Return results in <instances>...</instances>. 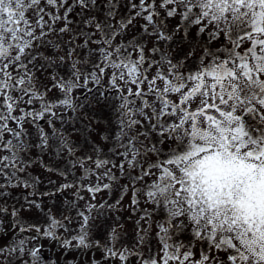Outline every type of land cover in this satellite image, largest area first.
Instances as JSON below:
<instances>
[{
	"label": "snow or ice",
	"instance_id": "1",
	"mask_svg": "<svg viewBox=\"0 0 264 264\" xmlns=\"http://www.w3.org/2000/svg\"><path fill=\"white\" fill-rule=\"evenodd\" d=\"M46 3L62 8L67 0H46ZM75 3L85 9L89 5H95L96 0H75ZM129 6L136 10L135 16L117 21L119 28L99 22L95 25L96 30L101 33V40L93 43L102 44L98 51L103 60L94 65L99 73L85 75L81 84V72L73 65L72 76L75 79L61 77L53 86L64 93V99L59 104L73 107L70 98L73 90L87 87L89 76L98 84L100 76L105 72L101 64L109 66L116 70L110 80L114 87H118L119 80L135 88L133 90V87H128L127 95L120 96L121 116L127 117V122L121 119L122 128L117 139L126 135L125 128L141 124L140 118H143L149 121L146 127L157 131L161 137L160 143L165 139L175 140V150L170 151L165 158L149 163L147 167L140 166L141 174L135 177L137 180L155 177L146 186V196L167 214V219L157 224L162 255L159 259L148 256L142 259V264H186L190 261L191 251L182 252V244L169 242L172 239V229L179 231L185 227L191 229L193 238L206 241L210 248L225 252L227 264H264V127L253 128L247 119L249 115L259 116L261 124L264 125V0H159V8L168 17L179 15L181 24L189 22L198 25L201 33L210 28V39L222 38L227 41L224 48L215 52L205 49V57L210 59L205 63L202 58L201 67L188 75L179 71L183 61L179 64L173 63L166 55H162L160 61H146L144 47L138 41L113 44L119 33L133 19L141 16L146 21L143 29L145 34L155 35L157 42L172 39L155 26V17L159 15L156 11V0H139L138 4L130 0ZM29 10L39 17L35 23L42 29L43 16L40 14L45 9L41 6V0H0V62L6 61L0 64V74L4 77L0 79V106L7 110L6 115L0 113V121H3L0 124V151L11 153V156L0 157V165H3L0 167V176L9 182L13 178L19 181L15 163L19 158L17 149L26 147L21 140V122L26 117L42 119L45 114L56 116L52 109L57 105L45 103L43 94L37 95L30 87L32 78L27 71L16 77L8 71L13 66L27 70L24 61L27 60L30 64L36 59L31 53L33 41L44 33L41 31L39 36L36 34L27 15ZM68 11L71 8L65 11L63 17L54 16L53 19L66 20ZM108 15L113 16L114 13L110 10ZM85 23L90 24L91 20ZM149 25L153 26L151 33L148 30ZM66 30L60 29L61 32ZM246 43L248 47H244ZM129 48L133 51H128ZM133 52L136 53L135 59ZM164 63L168 66L167 71L158 66L155 75L149 78L147 72L153 65ZM53 79L56 80L55 76ZM158 81L163 82L162 87ZM12 89H18L28 96L25 101L27 104H32L33 98L39 99L40 109L25 112L23 116H13L17 100L9 94ZM171 94H179L178 103L168 98ZM128 96L139 98L140 106L129 107L135 101L129 100ZM148 97L154 99L149 102ZM197 99L199 104L193 109L192 104ZM170 117L176 119L169 121L167 118ZM9 120L15 121L21 131L9 128ZM48 123L51 124L52 119ZM5 132L19 140L20 144H13L12 140L5 142ZM134 140L133 137L127 144H121L125 148L124 152L119 153L125 157L118 165L121 171L125 162L128 168L139 166L138 158L142 154L136 148ZM41 143L47 144V136L43 132ZM61 143L71 154L73 146L66 140ZM150 151L156 152L158 156L160 154L155 144ZM94 163L99 169L110 161L98 158ZM80 166L83 167V161ZM113 167L117 165L113 164ZM9 168L12 169L11 172H6L5 169ZM19 171H23V168H19ZM88 173L100 179V173L93 169H85L82 179H86ZM103 175L110 180L116 179L110 169ZM24 185L30 186L27 181H24ZM73 186L72 183L62 185L64 188ZM3 187L4 185H0V189ZM102 187L109 189L110 185L105 183ZM87 190L95 193L101 191V187L90 186ZM133 202L135 203V199ZM94 207L90 205L89 211ZM15 215L14 209L13 216ZM78 215L83 218L80 230L71 240L65 239L64 246H72V242L76 241V247H88L86 228L89 216L82 212ZM30 227H35L37 233L41 231L34 225ZM57 227L62 228L65 225L50 218L43 235L58 239L55 234ZM24 230L22 227L21 231ZM111 239H116L115 229ZM23 244L24 241H20V246H17L20 253L24 252ZM17 247L0 248V254L7 251L11 255L17 251ZM39 251L36 248L29 253L33 264L39 260ZM129 254L127 249H106L108 257L118 258L122 264L127 261ZM191 264H225V261H217L216 257L202 254L199 261H192Z\"/></svg>",
	"mask_w": 264,
	"mask_h": 264
},
{
	"label": "rangeland",
	"instance_id": "2",
	"mask_svg": "<svg viewBox=\"0 0 264 264\" xmlns=\"http://www.w3.org/2000/svg\"><path fill=\"white\" fill-rule=\"evenodd\" d=\"M131 2L138 4L139 0ZM129 4L130 0H96L95 5L81 9L75 0H67L65 7L57 8L49 6L46 0H41V6L45 9L44 13L40 14L43 16L42 29L35 23L39 18L36 13L32 10L27 13L36 34L39 36L43 31L44 35L33 41L31 53L36 59L30 64L27 60L24 61L27 70L13 66L8 71L13 77L23 75L27 71L32 78L30 87L37 95L43 94L45 103L57 105L52 109L56 116L45 114L42 119L26 117L25 121L21 122L23 126L21 140L26 147L17 149L19 158L15 163L19 181L13 178L9 182L0 176V185H4L0 189V248L17 247L20 246V241H24L23 253H20L19 247L11 255L5 251L0 254V264H9V261L11 264H33V258L29 253L36 248L40 249L36 264H122L118 258L106 255L107 248L116 251L127 249L130 254L124 264H142V259L148 256L159 259L162 255L157 224L167 219V214L162 207L151 203L146 196V186L151 184L155 177H144L142 180L135 177L141 174L140 166L147 167L149 163L163 159L170 151L175 150L177 148L175 140L165 139L160 143L161 137L157 131L146 127L149 121L143 118H140L141 124L125 128L126 135L117 139L122 128L121 119L127 122V117L121 116L120 96L127 95V88L131 85L117 80L118 87H114L110 80L116 70L109 66L101 64L105 72L100 76L98 84L89 76L87 87L73 90L70 97L73 107L59 104V101L64 99V93L53 86L61 77L75 79L72 76L73 65L81 72V84L85 75L99 73V69L94 65L103 60L98 51L102 44L93 43L101 40V33L96 30L95 25L99 22L119 28L117 21L135 16L136 10L131 9ZM156 4L159 15L155 17V26L171 36L170 41L157 42L155 35L145 34L143 29L146 21L141 16L133 19L132 23L119 33L113 44L138 41L144 47L146 61H160L162 55H166L176 64L183 61L179 71L184 75L195 73L201 67L202 58L205 59V63L210 59L205 57V49L215 52L227 44L222 38L210 39V28L201 33L198 25L189 22L181 24L179 15L168 17L166 12L159 8V0H156ZM68 8H71V11L67 12L66 20L53 19L54 16L63 17ZM110 10L114 13L113 16L108 15ZM89 20L90 24L85 23ZM61 28L67 30L61 32ZM152 28L153 26H148L149 33L152 32ZM244 47H248V44L246 43ZM128 51L131 52L133 49L129 48ZM135 58L136 53L133 52V59ZM3 62L6 61L0 64ZM158 66L167 71L166 63L154 64L147 72L149 78L155 75ZM54 76L56 80L53 79ZM0 79H4L2 74ZM158 83L163 86L162 81ZM131 87L135 90L134 86ZM9 94L17 100L13 116H23L25 112L39 110L41 107V101L36 98H33L32 104L25 103L29 97L18 89L10 90ZM21 96L23 99H20ZM127 98L135 101L129 107L140 106L139 98L134 96ZM168 98L179 102V94H171ZM153 99L148 97L149 102ZM198 104L197 99L193 102L192 108L195 109ZM0 113L6 115V108L0 106ZM49 119H52L51 124L48 123ZM167 119L172 121L176 118ZM247 119L249 124L253 123L257 128L264 127L259 116L249 115ZM2 123L3 121H0V124ZM7 123L9 128L21 131L15 121L9 120ZM41 132L47 136L46 145L41 143ZM133 137L136 148L142 154L138 158L139 166L128 168L125 162V167L121 171L118 165L125 160V157L119 154L125 151L121 144H127ZM8 140H12L15 145L20 144L19 140L5 132L4 141ZM62 140L73 146L71 154L62 145ZM154 144L160 150L159 156L156 152L150 151ZM2 156H11V153L0 151V157ZM98 158L109 160L110 163L97 169L94 161ZM81 161L83 167L80 166ZM113 164L117 167H113ZM21 167L23 171H19ZM85 169H93L100 173V179L98 180L92 173H88L87 178L82 179L85 176ZM109 169L111 174L116 176L115 180L103 175ZM11 170L5 169L6 172ZM24 181L30 186L25 187ZM68 183L74 186L62 187ZM105 183L110 185L109 189L102 187ZM96 185L101 187V191L90 193L87 190L88 187ZM90 205L95 206L91 211ZM81 212L89 216L86 228L88 247H76V241L72 242V246H64L65 239L71 240L78 234L83 223V218L78 215ZM50 218H55L65 225L55 229L58 239L43 235ZM33 225L41 229L40 233L36 232L35 227H30ZM22 227L24 231H21ZM113 229L116 233L115 240L111 239ZM170 235L172 236L170 243L182 244V252L191 251L190 261L186 264L199 261L202 254L216 257L217 261L224 260L227 264L225 252L210 248L206 241L193 238L189 227L179 231L172 229Z\"/></svg>",
	"mask_w": 264,
	"mask_h": 264
}]
</instances>
